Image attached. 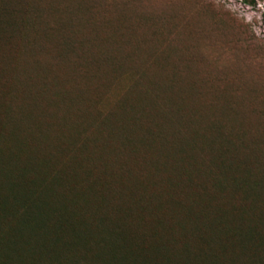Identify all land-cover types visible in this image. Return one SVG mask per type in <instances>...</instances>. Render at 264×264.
Masks as SVG:
<instances>
[{
  "label": "rangeland",
  "instance_id": "1",
  "mask_svg": "<svg viewBox=\"0 0 264 264\" xmlns=\"http://www.w3.org/2000/svg\"><path fill=\"white\" fill-rule=\"evenodd\" d=\"M13 1L21 6L32 3L41 10L22 13L23 21L16 27L0 31V67L5 65L4 72H0V102L5 107L9 104L19 116L27 91L34 93L42 79L52 80L58 87L77 92V100L68 107V117L82 121L80 128L85 127V136L92 131L88 125L93 116L100 110L104 112L123 92L131 90L129 101L137 104L140 99L150 112L161 110L157 127L153 125L155 119L151 122L150 116L143 118L145 125L151 124L159 132L153 145L141 143L144 146L138 145L139 151L137 147L136 152L129 153L115 139L110 146L120 149L118 157H103V164L98 155L93 158L91 171L98 176L99 189L95 206L100 212L105 196L110 205L120 206L127 205L131 197H147L155 192L158 206L154 201L133 207L124 223L127 235L136 240L133 244L146 248L150 242L155 244L170 235L175 244L181 242V236L193 245L191 234L195 232H190L187 221L186 234L181 235L179 225L187 216L185 210L173 205V200L191 203L199 214L201 205L197 201L212 189L211 175L202 172L203 155L195 159L194 174L184 186L173 185L174 163L166 159L174 151L172 142L178 136L172 120L178 114L181 130L189 126L205 132L209 120L223 123L231 132L239 129L245 143L258 141V155L264 162V0ZM36 13L37 19L33 15ZM64 17L78 27L69 29L74 43L70 48L62 46L66 54L58 59L51 51L60 46H55L58 43L46 33L45 26ZM73 53H81L85 60L75 61ZM35 62L40 63L39 67L34 66ZM37 100L39 108H28L32 114L37 116L41 105L46 106L50 116L60 118L65 114V107L58 105L52 89ZM29 125L28 120L19 123L27 131ZM163 132L165 138L160 142ZM46 137L52 140L51 129ZM115 162L122 163L118 169L127 172L116 170ZM182 171L179 168L183 178ZM117 181L124 189H107L108 182ZM225 194L218 196L216 204L234 222L239 202L229 194L224 198ZM219 242L225 247L218 255L220 264H246L235 241L221 234Z\"/></svg>",
  "mask_w": 264,
  "mask_h": 264
},
{
  "label": "trees",
  "instance_id": "2",
  "mask_svg": "<svg viewBox=\"0 0 264 264\" xmlns=\"http://www.w3.org/2000/svg\"><path fill=\"white\" fill-rule=\"evenodd\" d=\"M40 10L32 3L21 6L13 0H0V31L16 27L23 21L22 13H40ZM38 13L33 14L36 19ZM76 25L64 17L45 26L46 33L53 35L58 43L55 46H60L57 51H51L55 58L61 59V54H66L62 46L70 48L74 43L69 29ZM73 57L75 61L85 60L81 53H73ZM39 65L35 62L34 66ZM0 68L4 72L5 65ZM42 80L34 93L27 91L19 116L9 104L5 107L0 102V264H122L123 261L126 264L127 261L129 264H220L218 255L225 248L219 242L221 234L235 241L246 264H264V162L258 155V141L245 143L239 129L231 132L223 123L212 120L208 121L209 129L205 132L189 126L181 130L177 114L172 122L176 123L178 136L172 142L174 151L166 158L174 163L173 185L184 186L194 174L195 159L205 155L202 172L206 170L211 175L212 189L199 196V214L191 203L173 200V205L185 210L187 216L186 221L178 224L181 235L186 234L187 221L190 232H195L191 234L193 245L190 246L189 238L182 240L181 236V242L175 244L173 237L166 235L164 240L138 248L133 244L136 240L127 235L124 223L131 217L133 207L154 201V206H158L160 200L155 192H149L147 197H131L127 205L118 206L110 205L103 196V208L99 212V206H95L98 176L91 171L92 162L96 155L101 157L102 164L103 157L112 154L118 157L120 149L110 146L115 139L129 153L136 152L141 143L153 145L159 132L151 124L145 125L143 118L150 116L151 122L155 119L153 125L157 127L161 110L150 112V107L140 99L137 104L129 101L131 90L123 92L104 112L100 110L90 116L93 119L88 126L92 131L85 136V127L80 128L82 121L68 117V107L77 100V92L58 87L52 80ZM47 89H52L58 105L65 107L60 118L50 116L44 105L37 116L28 111L29 107L39 108L37 99ZM167 118L164 117L163 125ZM24 120L30 123L28 131L19 126ZM49 129L52 140L46 137ZM164 132L160 142L165 138ZM97 134L101 136L98 139ZM115 163L116 170L127 172L126 167V172L118 169L122 163ZM179 168L184 171V181ZM138 182L139 179L134 181ZM115 187H122L120 181L107 183L108 190ZM225 192L230 197L236 196L239 202L234 222L216 204L218 196Z\"/></svg>",
  "mask_w": 264,
  "mask_h": 264
}]
</instances>
